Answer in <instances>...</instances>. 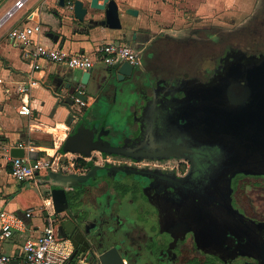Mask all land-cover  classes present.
Segmentation results:
<instances>
[{"label":"flooded vegetation","instance_id":"flooded-vegetation-1","mask_svg":"<svg viewBox=\"0 0 264 264\" xmlns=\"http://www.w3.org/2000/svg\"><path fill=\"white\" fill-rule=\"evenodd\" d=\"M243 36L213 37L194 69L178 64L181 41L169 37L151 42L131 75L108 68L73 128L98 125L121 153L92 151L107 170L67 191L57 220L75 256L264 264V33Z\"/></svg>","mask_w":264,"mask_h":264},{"label":"crops","instance_id":"crops-1","mask_svg":"<svg viewBox=\"0 0 264 264\" xmlns=\"http://www.w3.org/2000/svg\"><path fill=\"white\" fill-rule=\"evenodd\" d=\"M17 0H0V20ZM85 3L87 0H83ZM119 6L122 29L111 30L95 26L90 20H101L102 14L88 15L80 23L68 9L63 10L55 0H28L22 9L15 11L12 17L0 25V139L12 147L23 145L25 158L37 160L48 154H62L60 148L71 134L72 128L85 114L75 105L74 115H68L67 108L59 106L55 110L58 96H68L66 87L79 70H72L60 64L41 61V70L33 69V61L24 57L32 45L13 42L9 32L13 28L41 23L42 32L35 39L47 47H60L68 51L94 52L101 44L124 40L136 48L142 46V55L151 42L162 37L177 38L174 23L184 21V16L177 9L206 8L216 0H115ZM242 5V0H231ZM208 3V4H207ZM57 37V42L54 40ZM108 68L98 65L93 70L94 79L87 87L88 101L96 99L103 78ZM36 78L38 84L29 86L27 96L21 92L30 78ZM23 100L29 101L32 113L29 116L19 114ZM55 110V111H54ZM90 117V116H89ZM88 117V118H89ZM87 118V119H88ZM76 120V121H75ZM48 150V151H47ZM63 155V154H62ZM72 167L78 155L67 154ZM78 169L75 172L81 173ZM46 174L32 181H17L9 166L0 164V211L6 210L25 214L29 208L35 209V216L26 220L24 232H16L14 237L2 245V250L18 260L21 247L30 237L40 235L43 219L39 211L45 203L40 183ZM1 226V222H0Z\"/></svg>","mask_w":264,"mask_h":264},{"label":"built area","instance_id":"built-area-1","mask_svg":"<svg viewBox=\"0 0 264 264\" xmlns=\"http://www.w3.org/2000/svg\"><path fill=\"white\" fill-rule=\"evenodd\" d=\"M27 1L17 0L0 20V25L12 17L15 11L22 9ZM55 1L58 3L59 0ZM41 32V23L13 28L9 32V38L13 42L32 45L29 51L24 52V57H28L33 61V69L36 71L42 69L41 61L64 65L69 69L82 72L94 70L98 65L107 68H118L124 62L130 63L134 68L142 66V51H137L124 40L101 44L92 53L84 51L75 53L60 47L42 45L35 39ZM1 81L0 79V83ZM38 83L36 78L31 77L27 85L21 88V92L27 96L29 86H36ZM75 105L83 107L86 102L76 99ZM31 113L29 101L23 100L19 114L29 116ZM16 147L22 148L23 145L20 144ZM12 148L0 139V164L4 162L6 166H9L11 175L20 182L35 180L44 174L48 175L49 172H58L64 167L63 159L67 158L66 155L62 154H48L47 157L37 160L13 157L11 155ZM39 214L44 223L42 231L40 235L30 237L24 242L21 247L20 258L16 260L3 252L2 245L11 240L16 232L26 230V220L34 218L35 209H26L23 215L6 210L0 211V264H14V261H17L18 264H101L86 257L75 256L72 241L60 235L57 215L51 199H45Z\"/></svg>","mask_w":264,"mask_h":264},{"label":"water","instance_id":"water-1","mask_svg":"<svg viewBox=\"0 0 264 264\" xmlns=\"http://www.w3.org/2000/svg\"><path fill=\"white\" fill-rule=\"evenodd\" d=\"M58 6L63 10H70L75 19L80 23L84 22L88 15L95 16L102 14L103 18L101 20L92 19L90 20V23L95 26H103L111 30L122 29L119 6L115 0H87L86 3L83 0H59ZM54 40L57 42L58 38L54 37ZM133 70L134 66L128 62H124L120 67L116 68V72L119 75L124 76L131 75ZM93 79V70L88 72L79 71L76 75L74 74V85L70 83L69 86L66 87L68 96L57 97L55 110L59 106H64L67 108L68 115H74V113H76V110L73 108L75 106V100L79 99L83 102L88 101L87 95L80 90V87H87ZM98 133V125L89 128L82 123L78 127L72 128L71 134L61 146L60 152L66 156L67 154L78 155V158L74 163L72 162V167L68 170L65 166L69 167L70 162L68 158H64L62 161L64 167L61 170L58 172H49L46 177L41 179L40 183L46 188L43 194L46 198L52 200L56 215L62 214L68 210L69 201L67 191L75 190L83 184L89 185L92 181L93 175H96L99 171L107 170L105 166H97L94 162H91L90 159L92 158V151L112 153L116 155L121 153L120 149L113 147L107 139L101 137ZM11 155L13 157L23 158L26 155L25 149L19 147L12 148ZM259 155L261 160L263 159L262 161L264 162V147H261ZM78 169H82L86 172L84 174H81L82 172L76 173L75 171ZM97 187H99L98 184ZM58 223V230L59 226L60 229H65V223L61 222V219ZM60 235L64 238H68L67 235H63L61 233ZM13 263L18 264L17 261H14ZM101 263L108 264L104 260H102Z\"/></svg>","mask_w":264,"mask_h":264},{"label":"rangeland","instance_id":"rangeland-1","mask_svg":"<svg viewBox=\"0 0 264 264\" xmlns=\"http://www.w3.org/2000/svg\"><path fill=\"white\" fill-rule=\"evenodd\" d=\"M244 1L246 3L240 5L231 0H216L215 5L211 2L206 8L177 9L184 16V21L174 23L176 39L181 41L179 47L184 51L178 64L190 69L198 68L208 58V50L217 48L213 43L215 36L222 38L230 33L241 34L242 38L243 34H250L253 38L261 36L264 33V9L261 11L260 7L264 5V0H242ZM158 39L162 41V37ZM165 39L163 38V44ZM201 39L206 40L204 44ZM166 43L169 46L174 44L169 40ZM163 44L160 42L161 47L167 46ZM157 46L159 44L149 51L152 52ZM141 48L142 46H136L135 49L140 51ZM44 197L46 198L45 195Z\"/></svg>","mask_w":264,"mask_h":264}]
</instances>
